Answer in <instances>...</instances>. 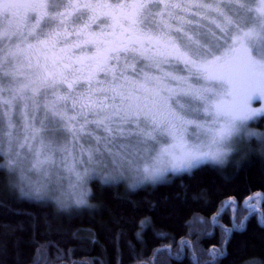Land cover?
Masks as SVG:
<instances>
[{
  "label": "snow or ice",
  "instance_id": "obj_1",
  "mask_svg": "<svg viewBox=\"0 0 264 264\" xmlns=\"http://www.w3.org/2000/svg\"><path fill=\"white\" fill-rule=\"evenodd\" d=\"M17 7L27 11L22 19H17L13 24L10 22V10ZM193 8L215 13L220 18L222 23L216 20H212V23L222 34L223 43L220 37L212 33L209 43L201 44L184 31L185 25L192 24L185 16ZM226 8L233 15H229ZM97 9H102L105 21L110 22L112 31L109 35L113 39L104 42L102 55L86 58L95 62V67L87 65L85 58L71 61L66 54H58L65 53L64 49H58V44L69 35L84 38L85 44H95L94 40L88 39L91 36L88 29L91 23L99 19ZM177 10L185 16L178 15ZM241 12L243 15H240ZM191 14L201 15L200 12ZM0 17L9 21L7 31L0 29V81L4 76H9L16 82L8 89L0 83V109L4 105L9 106L7 112H0V117L8 118L10 131L7 135L10 138L14 127L12 106L16 101L22 102L20 115L25 132L31 131L32 139L40 134L41 128H36L34 121L40 107L36 98L41 92H51L52 96L43 104L46 118L50 115L53 120H59L77 139L78 134L85 133L89 124L97 129L103 128L105 136L95 137V152L102 154L100 144L103 141L105 150L122 160L130 154L132 146L121 145L122 152L112 153L108 145L116 136L134 134L138 138V146L154 140L157 134L166 133L183 145L187 126L196 123L187 118L188 114L203 111L213 116L214 124L221 116L226 117L218 128L209 129L212 143L217 145L214 151H185L179 157L173 156L171 166L174 170H190L205 158L221 161L227 155V142L239 132L236 122L246 121L255 115L250 107L251 99L256 96L264 98V0H28L24 4H0ZM204 19H207L206 15ZM173 20L177 26L170 23ZM73 24L82 26L70 33L68 28ZM13 37L16 43L12 42ZM6 40L10 46L5 52ZM178 41H182L183 46ZM75 46L83 47L80 43ZM121 54L124 60L131 57L133 60L147 61L146 67L159 69L160 75L149 76L145 73L140 82H129L125 77L122 83L114 86L95 88L96 70H104L109 60L114 59L119 64ZM173 63L182 64L189 73L203 79L205 85L194 86L188 83L187 77L164 71L163 65ZM8 64H11V69L6 71L5 65ZM129 67L135 71L133 65H124L125 69ZM108 70L115 72L116 68ZM20 77L23 79L20 80ZM168 80L178 81L180 86L171 88L165 83ZM81 83L85 90L74 93L75 87ZM148 84H152V87H147ZM61 88L65 90L63 94ZM6 90L11 93L7 99L3 96ZM221 95L232 96V104L209 99L210 96ZM184 98H188L187 104L181 103ZM196 101L203 103L202 109L195 106ZM69 110L74 114L69 115ZM90 115L92 119H89ZM43 123L42 120V127ZM124 125H135V132L125 130ZM197 127L203 128L204 125L197 124ZM88 134L92 135L91 132ZM258 138L264 154V134H259ZM27 139L26 136L25 143ZM44 147L42 140L41 152ZM41 152H37L34 167L53 162L50 155L39 159ZM85 152L92 161L93 150L81 146V153ZM164 154L172 155L168 149L162 150L161 155ZM14 163L11 160L8 162L9 166ZM161 172L160 168L151 171L145 169L148 177L153 179ZM76 176L80 178L79 173Z\"/></svg>",
  "mask_w": 264,
  "mask_h": 264
},
{
  "label": "trees",
  "instance_id": "obj_2",
  "mask_svg": "<svg viewBox=\"0 0 264 264\" xmlns=\"http://www.w3.org/2000/svg\"><path fill=\"white\" fill-rule=\"evenodd\" d=\"M255 126L264 132V116ZM258 146L238 167L204 164L136 191L93 181L72 212L18 196L0 168V264H264V222L246 217L255 206L264 220ZM231 200L236 213H221Z\"/></svg>",
  "mask_w": 264,
  "mask_h": 264
},
{
  "label": "rangeland",
  "instance_id": "obj_3",
  "mask_svg": "<svg viewBox=\"0 0 264 264\" xmlns=\"http://www.w3.org/2000/svg\"><path fill=\"white\" fill-rule=\"evenodd\" d=\"M111 2V0H109ZM209 2V0H205ZM229 15H233L230 9H225ZM200 12V16H193L191 13ZM177 14L185 16L184 13L177 10ZM191 15L188 17V15ZM185 16V19L191 20L192 24L185 25L184 31H187L194 39L199 40L201 44H207L211 40V34L214 33L216 37L221 38L223 43V37L220 31L216 28L212 20H216L217 23H222L219 17L215 13H205L204 10L193 8L190 13ZM96 15L98 27L89 28L88 31L91 36L88 39L94 40L95 44H85L84 38H77L75 35H69L66 40L63 38L58 44V49H64L67 57L71 58V61H75L77 58H85L86 64L90 67H95V62L87 60L86 58L95 57L90 49L98 47L100 42L112 40L113 37L109 35L112 31L110 22L105 21L103 17V10L97 9ZM207 19H204V16ZM243 15V12L240 13ZM25 16L23 12L12 14L11 23H15L17 19H22ZM0 29L7 31L8 20L0 17ZM87 21V17H85ZM174 26H177L175 20L170 21ZM81 24L70 25L68 31L74 32ZM47 30V29H46ZM199 33V34H198ZM176 35V34H174ZM12 42L16 43V38H12ZM183 46L182 41H178ZM231 41L229 40V43ZM80 43L83 47H79L77 53L71 54V50L78 48L75 45ZM9 42H4L5 52L9 47ZM23 47V45H21ZM99 51V49L95 50ZM94 52V51H93ZM219 54V53H217ZM122 58L117 64L116 60H109L108 66L104 70L97 69L93 86L95 88H108L118 83H122L126 77L129 82H140L143 80V75L147 73L149 76L160 75V70L155 67H146L148 64L145 60H133L129 57L127 60ZM98 62V61H97ZM125 64H131L132 67L124 68ZM79 67V65H74ZM115 67L116 71H109V68ZM11 69V64L5 65V70ZM164 71L173 72L176 75L184 76L188 78V83L194 86L200 87L205 85V81L198 78L196 75L189 73L182 64H165L163 65ZM87 71V70H86ZM116 79H113V77ZM23 77H20L22 80ZM3 87L8 89L10 86H14L16 82H13L11 77L4 76L2 81ZM165 83L171 88H178V81H165ZM147 87L151 88L152 84H148ZM85 86L83 83L77 85L74 89V93L83 92ZM61 93L65 91L60 89ZM3 96L5 99L11 96L10 91H4ZM52 98L51 92L47 94L41 92L36 98L40 107L35 113V127L41 128L40 134L32 139L31 131L25 132L23 126V119L20 115L22 110V102L16 101L12 106V122L14 127L11 129V138L7 135L10 131L8 128V118L6 116L0 117V168L4 169L9 175V186L16 192V194L22 198H26L34 201L51 202L55 207L64 212H72L80 210L89 205V197L91 194V183L98 181L101 184L106 185H118L122 184L129 191H136L146 186H154L162 182H166L175 175L191 172L195 168L210 164L226 170L238 167L239 164L247 157L249 152L255 150V144L259 143L258 150L261 151V141L258 138L259 134L264 132L255 126V122L264 116V98L256 96L251 99L250 107L254 110L255 115L246 121H237L239 132L234 135L229 142H227V155L219 162L212 161L205 158L198 162L190 170H174L172 168L173 156L179 157L185 151L196 152H209L214 151L217 145L212 143V132L209 129L218 128L225 122L226 117L221 116L217 123H213V116L200 111L196 114H188L187 118L195 120L196 123L187 126V131L184 135L183 145L173 140L169 135L157 134L154 140H149L146 145L140 144L137 146V137L132 136H116L115 139L108 145L112 153L122 152L121 145L128 144L132 146L129 149L130 154L126 159H120L105 150L103 141L100 144V153L97 154L95 149L97 147L96 136L103 138L105 132L103 128L97 129L95 125L89 124L85 133L78 134V139L75 138L72 132L63 127L59 120H53L50 115L45 117V110L43 104L45 100ZM210 100H223L225 104L231 105L233 97L228 95H221L220 97L210 96ZM237 97V101H239ZM188 98L181 99V103L187 104ZM196 107L203 108V103L200 101L194 102ZM175 108V104H173ZM70 108V102H69ZM8 105H4L0 112H7ZM179 111V109H177ZM69 115H73V111L69 110ZM31 102H29V118L31 119ZM89 119H92L91 115ZM43 120V127L41 121ZM197 124H203L204 127H197ZM125 130H131L135 132V125H124ZM91 132L92 135L88 133ZM249 133H254L249 135ZM27 136V143H25V137ZM46 147L41 152V141ZM81 146L84 149H92L94 158L89 161L87 153H81ZM260 147V148H259ZM168 149L172 155H161L162 150ZM37 152H41L39 159H43L45 155H50L52 161L46 163L40 167H34L37 160ZM15 161L12 166H9V161ZM74 165V168L72 167ZM156 168L162 169V172L157 177L150 178L145 173V169L149 171ZM71 169V170H70ZM76 173L80 174L78 179ZM135 186V187H132ZM231 206V205H230ZM229 206V207H230Z\"/></svg>",
  "mask_w": 264,
  "mask_h": 264
},
{
  "label": "flooded vegetation",
  "instance_id": "obj_4",
  "mask_svg": "<svg viewBox=\"0 0 264 264\" xmlns=\"http://www.w3.org/2000/svg\"><path fill=\"white\" fill-rule=\"evenodd\" d=\"M5 2L14 3V4H24V3H27L28 0H0V4H3V3H5ZM26 11H27L26 9H24V8H20V7H17V8H14V9H11V10H10V12H11L12 14H17V13H19V12H23L25 15H26ZM189 16H191V15L189 14L188 17H189ZM92 27H98L97 20H96L95 23H91L90 28H92ZM103 48H104V41L100 42V44H99L98 47H94V48L90 49V51H91V53H92L94 56H97L98 54H99V55H102V54H103ZM97 49H99V51H96V52H95V50H97ZM78 50H79V48H74V49H72V50H71V54H72V52H73V53H77ZM93 51H94V52H93ZM72 55H73V54H72Z\"/></svg>",
  "mask_w": 264,
  "mask_h": 264
},
{
  "label": "water",
  "instance_id": "obj_5",
  "mask_svg": "<svg viewBox=\"0 0 264 264\" xmlns=\"http://www.w3.org/2000/svg\"><path fill=\"white\" fill-rule=\"evenodd\" d=\"M263 199L261 198V201H262ZM231 204H233L234 205V213H236V210H237V204L235 203V202H233L232 200L231 201H229L226 205H225V207L223 208V210H222V212L221 213H223ZM244 208H246V209H248V206H247V201L244 203ZM252 213H257V214H260V220L262 221V222H264V220H263V215H262V213L260 212V208L259 207H255V206H253V208H252V210L248 213V215L246 216V217H249ZM235 217V216H234ZM245 221H246V219H245ZM244 221V222H245ZM231 232V231H230Z\"/></svg>",
  "mask_w": 264,
  "mask_h": 264
}]
</instances>
